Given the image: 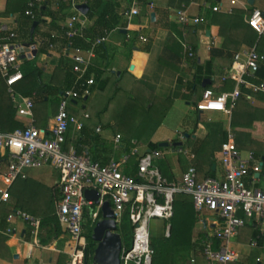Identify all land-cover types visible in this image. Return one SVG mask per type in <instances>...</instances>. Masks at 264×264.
<instances>
[{
  "label": "crops",
  "instance_id": "crops-1",
  "mask_svg": "<svg viewBox=\"0 0 264 264\" xmlns=\"http://www.w3.org/2000/svg\"><path fill=\"white\" fill-rule=\"evenodd\" d=\"M79 1V4L88 5L85 14L77 8L84 16L87 28L93 24L94 19L88 16L90 6L87 0ZM258 1L254 0L253 3H250V0H139V13L131 18L124 15V11L130 6V0L101 1L97 13L103 9V3L111 2L120 14L122 24L109 32L100 53H96L93 58L90 74L94 77L95 84L91 87L90 94L70 105V110L83 123V129L77 130L75 125L70 126L67 134V146L74 144L79 152H84L94 160L107 163L111 159L120 160L124 153L129 152L134 146V141L140 146L142 154L149 148H153L152 144L160 146V143L168 142V146H160L164 155L157 158L154 163L160 169L163 177L170 182L181 179L182 174L189 168L194 158L196 165H192L196 167L200 179L209 176L223 178L221 146L228 140L229 132L234 133L237 146L246 158L250 152L255 154V150L252 149L257 147L255 143H259L263 148L264 93L255 94L250 90H243L237 103V110L239 109L237 117L243 122L248 120L250 114L254 115L253 124L247 127H234L232 114L219 111L201 112L196 109V104L205 88L221 92L230 91L236 85L235 77L234 82L230 78L234 56L233 54L229 55L230 49L225 45L227 34H233L235 29L232 30V26H229L225 21H218L217 13L225 14L233 10L249 8L264 10V0H261L263 7L257 5ZM27 3V0H0L1 15L10 28L18 33L20 42L26 46V53L20 56L23 73L24 69L30 68L31 61L36 59V63L42 71V78L48 83L57 67L62 66V61L66 56V45L63 44L61 38L55 45L48 48L43 45L47 34H59L58 29L50 24L51 16H44L46 22L40 24L38 21H34L37 22L38 28L32 41L23 37L27 24L25 23L22 28L19 20L24 18L27 21L28 17L20 14V10ZM214 6H219L220 10L213 11ZM52 9L55 10L56 7L52 6ZM179 9L185 10L189 16H205L207 22L200 25L184 24L177 19V10ZM74 12L76 9L71 7L67 18L60 20L58 24L63 27ZM58 15L60 16V14ZM248 16L244 17V21L248 22ZM60 18L62 17L60 16ZM33 24L31 32H34L37 26L33 29ZM236 29L241 32V23L236 26ZM220 30L223 33H220ZM33 44L37 46L35 55H32ZM236 44L230 47L235 50ZM224 45L225 48L222 49ZM245 46L249 45L244 43L238 47L237 51ZM190 47L193 51L192 55L189 54ZM68 59L71 64V58L68 57ZM258 77L264 79L259 75ZM114 84L122 92L118 93L116 91L118 89H113L111 100L96 106L95 115L98 117V121L94 119L91 121V115L87 110L92 106L96 90L105 92ZM18 93L20 96L13 100L0 70V120L6 114L8 115L6 109L12 99L16 108L15 119L24 124L31 121V117L19 115L16 106V103L22 102L23 97L31 96ZM136 94L142 102L137 107L131 105L132 95L136 96ZM31 98L34 100L33 119L35 125L40 128L52 125L56 107L51 112L49 111L52 114L48 115L46 106L50 100L49 97L46 96L45 99ZM166 102L169 105V110L161 124L166 125L167 121L175 124L177 126L175 138H164L159 140L160 143H157L155 135L160 127H157L151 135L154 139L150 137L146 141L130 135L126 130L117 129L119 126L129 127L136 124L135 117L138 113L145 111L146 107H151L153 104L154 107L164 106ZM166 130L168 132L164 135L169 134V130ZM162 132L164 133V131ZM117 134H121L119 140L116 139ZM180 147L186 149L188 153L180 152ZM191 154H194V158H191ZM133 160L136 163V159L132 158L131 161ZM261 162L263 165L260 175L255 180L248 178L247 184L249 187L264 190L263 159L257 158L255 154L254 159L250 162V168H259ZM128 164L123 169L127 168ZM7 166L6 151L0 148V189L6 188L1 175ZM210 169L215 172V175L205 174ZM59 181L58 170L51 165H45L28 169L26 178H19L9 186L10 195L7 199H2L0 192V264H69L73 242L57 216V205L61 197ZM184 197L183 199L192 203L189 197ZM16 209H21L40 219L37 234H33L30 225L22 218L11 216ZM87 210L90 213L94 211L91 206L86 207L84 223L89 221L90 213L88 214ZM197 214V223L200 222L202 227V230L198 232V238L202 232H206L208 235L212 234L215 227L213 212L204 211L197 212ZM202 216L204 217L202 218ZM89 223V227L92 225L94 228L96 222L91 219ZM121 223L122 221L118 227ZM164 225L166 228L163 227L162 236H167L165 233L167 226L171 229V222L164 221ZM260 228V220L253 219L240 229L239 234L233 237L229 244L238 252L239 258L227 264H264V233L259 239V244L251 246V241L257 236ZM194 233L195 231L193 232V241L197 242L198 238L194 239ZM193 252L194 257L192 256ZM191 253V258L187 260L188 263L195 262V250L192 249ZM93 257L94 252L89 257V264H98L91 261ZM201 261L203 262V258L200 257L198 262L205 264ZM179 263L183 264L182 261Z\"/></svg>",
  "mask_w": 264,
  "mask_h": 264
},
{
  "label": "built area",
  "instance_id": "built-area-1",
  "mask_svg": "<svg viewBox=\"0 0 264 264\" xmlns=\"http://www.w3.org/2000/svg\"><path fill=\"white\" fill-rule=\"evenodd\" d=\"M44 0H29L26 14L34 16L33 8ZM76 9L63 26L67 38L65 55L72 60L74 79L72 84L60 94L58 110L54 122L47 128L35 125L33 119L34 100L23 97L22 102L16 103L17 112L22 116L31 117L24 127L10 132L0 131V148L5 149L8 166L1 175L6 188H1V198L9 197L8 188L17 179L26 178L27 170L45 165H51L60 174L59 191L61 194L57 207V216L69 234L73 245L70 251L69 264H87L88 241L84 229V212L94 201L87 198L85 191L94 188L100 193L101 208L104 202H109L114 213V219L119 224L128 212L133 226V239L129 248L123 244L121 264H151L154 249L151 244L150 223L154 218L169 222L174 215V201L180 196L189 197L197 212L210 211L215 216L212 234L202 240L206 264H227L239 258L236 250L230 247V241L239 234L240 229L253 219H259L261 228L251 241V246H257L264 233V190L248 186V178L255 180L256 173L250 168L254 152L246 158L238 148L235 135L228 134V140L221 146V161L224 169L223 178L206 177L199 179L194 165L182 174L178 181H168L154 163L164 155L162 148H149L141 153L140 146L134 141V146L125 152L120 160L111 159L102 163L92 159L84 152H79L74 144L67 146V134L71 125L77 130L83 129V123L70 111L72 102L89 95L95 84L90 74L96 47L104 43L107 36L99 37L89 48L76 46V37H84L86 20L77 9L79 0H62ZM139 0H130V6L124 11L127 18L139 13ZM214 6L213 11H219ZM177 19L184 24L200 25L207 22L205 16H189L183 10H177ZM248 23L259 35L264 34V10L254 8L247 18ZM0 70L13 100L20 94L15 86L24 78L21 70L20 56L26 46L20 42L18 33L5 22L0 10ZM147 40V38L142 37ZM189 54L193 51L190 47ZM32 55L37 51L33 44ZM31 55V56H32ZM35 55V54H34ZM264 54L256 46H245L234 54L232 69L236 72V85L232 90L216 92L205 88L196 104L198 111H219L232 114L243 90L258 94L264 93V79L258 77ZM121 134L116 135L119 140ZM180 152L188 153L182 147ZM132 158L136 159L137 176L124 172L123 167ZM194 158V154H191ZM98 212L94 213L97 217ZM13 217H20L37 234L40 219L16 209ZM170 235L167 226L165 233ZM219 240L216 248L215 240ZM91 254H89V257Z\"/></svg>",
  "mask_w": 264,
  "mask_h": 264
},
{
  "label": "trees",
  "instance_id": "trees-1",
  "mask_svg": "<svg viewBox=\"0 0 264 264\" xmlns=\"http://www.w3.org/2000/svg\"><path fill=\"white\" fill-rule=\"evenodd\" d=\"M27 1L29 2V0ZM101 1L104 0H87V3L90 6L88 16L90 18H93L94 22L91 26L85 29L84 37H76L74 41V44L76 46L89 48L97 38L107 36V34L112 29L122 24L121 16L116 10V8H114V5L111 2L103 3V9L101 10L100 13H97ZM52 6L56 7V9L55 10L52 9ZM71 7L72 6L70 3L64 2L62 0H44L41 4L33 8L34 16L32 17L26 14V10L29 8L27 3V5H25V7H22V9L20 10L21 11L20 14H23L24 16L27 15L28 17L26 18L27 21H25L24 18L23 20L22 19L19 20V24H21L22 28L24 27L25 23L27 24L26 31L23 37L27 40L32 41L34 39L36 30L38 28L37 25L34 32L30 31L33 22L38 21V23L40 24L42 22H46V20L43 18L44 16H51L52 21L50 24L52 27L58 29L59 34L56 33L47 34V37L45 38L43 45L47 46V48L53 46L57 43L59 38H61L63 44L66 45L67 38L64 36V29L58 23L60 22V20H65L67 18L68 11L70 10ZM252 11L253 8H249L247 10H239V9L233 10L232 12L225 14L217 13L218 21L220 22L225 21L229 26H232L231 27L232 30L235 29V32L233 34L232 33L227 34V40L225 42V45L230 49V51H232L231 53L229 51V55L233 54L234 56L238 47H240V45L244 43L249 46H256L258 52L264 54V46L260 45V42L264 38V34L259 35L248 22L244 21V17L246 15H250ZM58 14H60L62 18H60ZM240 23L242 29L241 32H238L236 26ZM220 33H223V31L220 30ZM235 43H237L236 44L237 48H234L235 50H233V48H231L230 46L234 45ZM103 44L104 43L99 44L96 47V53H100L101 49L103 48L102 47ZM225 45L222 47V49L225 48ZM146 49L149 48L146 47ZM68 60H69L68 57L65 56V59L62 61V66L57 67V69L54 71L51 81L46 83L42 78L41 68L37 65L36 59H34L33 61H31L32 63L29 66L30 68H27L26 70L24 69V78L20 83H18L15 86L16 91L22 93L23 95L31 96L38 99H45L46 96L49 97V99H53L56 106L55 111L57 112L58 105L60 102L61 91L64 90L63 88L69 87L74 79V74L71 71L72 63L70 64ZM28 63L30 64V62ZM210 64H212L211 61ZM230 72H231L230 78L233 80L232 82H234V77L236 76V72L235 70L232 69V67ZM258 75L261 78H264V61L261 63V67L260 70L258 71ZM115 89H118V86H115ZM116 91L118 93L122 92L121 89H118ZM132 104L136 107L142 104L137 94L136 96L132 95L131 105ZM153 108H154V104L153 106L148 108V111L146 107L145 111H142L140 115L143 116V114H145L146 111L148 113ZM160 108H163L162 111H164V116H165V114L169 110V105L166 102V105L160 106ZM238 110L236 105V107L232 112L233 115L232 124L234 125V127L241 128L252 125L254 122V115L252 116V114H250L249 116L250 121L248 118V120L242 122V120H238L237 117ZM6 112L8 113L9 117L6 114L5 117L2 120H0V131L10 132L17 128H21L25 126L24 123L15 119L16 108L14 107L12 99L9 107L6 109ZM71 112L74 113L73 111ZM134 125H130L129 127H127L128 131L127 130L126 131L130 135H131L130 133L131 130H133L132 128L135 127ZM152 146L153 148H160L158 144H152ZM255 154L257 158H260L261 160L263 159L264 161V147L255 150ZM192 161H193L192 164L196 165V163H194L195 158ZM251 170L255 173V168H252ZM124 172L128 173L129 175H133L135 177L137 176V167H136V163H134V160L127 165V168L124 169ZM205 174L215 175V172L212 169H210V171H207ZM198 176H200L199 173ZM183 198L185 197L183 195H180L174 201V215L170 220L171 222L170 236L163 235L158 244H156L155 241H153V239L151 241L152 247L154 249L151 264H180L179 261H182L183 264H201L198 262V259L200 257L203 258V262L201 261L202 263L204 262L205 264L207 263L206 256L204 255L203 252L204 248H203L202 240L207 238V236L209 235L206 232H202L200 233V237L198 238L197 242L193 241V232L196 223L198 221V214L195 211L193 202L191 203L190 201ZM91 207L94 210V204H92ZM86 212L88 214L90 213L88 210ZM93 214L94 211L89 214L90 215L89 221H91ZM89 221L87 220L90 226ZM84 227H86L85 223H84ZM90 228L91 230H93L92 225ZM118 232L121 233L124 246L126 248H129L132 244V239H133V226L131 224V220L129 218L128 212L125 213L122 219V223L120 224V228L118 227ZM213 239L215 240L214 246L217 248L220 242L217 238H213ZM87 241H88V246H87L86 261L87 264H89L90 262L89 254H92L94 252L96 246V242L92 238V233L88 234ZM192 249L195 250V262L188 263L187 260L191 258Z\"/></svg>",
  "mask_w": 264,
  "mask_h": 264
},
{
  "label": "rangeland",
  "instance_id": "rangeland-1",
  "mask_svg": "<svg viewBox=\"0 0 264 264\" xmlns=\"http://www.w3.org/2000/svg\"><path fill=\"white\" fill-rule=\"evenodd\" d=\"M258 6H261V0L258 1L257 3ZM261 46H264V38L262 39V41L260 42ZM113 89H115V84L112 86H110L108 88V90H106L105 92L101 91V90H96L97 92L94 94L93 98L94 101L92 103V106H90L87 110V112L91 115V121L94 119L95 121H98V117L95 115L96 113V106H100L102 104L107 103L109 100H111L112 96H113ZM82 102V100H81ZM161 105H157L156 107H154L153 109H151L150 112L147 113L148 108L147 107V111L145 114L140 115V113H138L137 117H135L136 120V125H134L135 127H133L131 130V135L146 141L148 140L151 135L154 133V131L157 129V127H160V130L158 131V133L155 135V140L157 141V143H160L159 140L162 139H167L168 137H173L175 138L177 135V132H175V129L177 128V126L175 124H171L168 121L165 122L166 125H163V123L161 124V121H164V111L163 108H160ZM55 102L53 99L48 100L47 103V110H48V115H51L52 113L51 110H54L55 108ZM50 111V112H49ZM177 112V110H175ZM88 116V115H86ZM105 117V116H102ZM171 120V119H170ZM161 124V125H160ZM118 130L122 131V130H127L128 128L126 126H119L117 128ZM169 130V134L164 135L165 133H167ZM128 131V130H127ZM164 131V133L162 132ZM152 139L153 136L151 137ZM255 145L257 147H253V150H257L258 148H261V145L259 143H255ZM94 212H98L99 215H97V217H93V222H97L102 216H103V212H102V208L98 203L94 204ZM204 216H202L203 218ZM201 218V219H202ZM163 220L161 219H152L151 222V227H150V233H151V241L153 239V241H155L156 244H158L160 242V239L162 238V231H163V227L164 229L166 228L165 225L163 226ZM86 227H85V236L87 237L89 233H92L93 230H91V228L89 227L88 222L85 223ZM120 228V227H119ZM202 230L201 227V223L198 222L197 225L195 226V233H194V239L196 240L198 238V232H200ZM92 262L95 261L94 257L91 259Z\"/></svg>",
  "mask_w": 264,
  "mask_h": 264
},
{
  "label": "water",
  "instance_id": "water-1",
  "mask_svg": "<svg viewBox=\"0 0 264 264\" xmlns=\"http://www.w3.org/2000/svg\"><path fill=\"white\" fill-rule=\"evenodd\" d=\"M254 0H250L253 3ZM84 14L87 12V4H79L77 6ZM37 25L34 22L33 29ZM36 54V51L34 52ZM168 142L160 143V146H168ZM180 144V142H179ZM263 162L260 163L259 169L262 168ZM260 172L256 173L259 176ZM88 199L95 203L100 202V193L94 188H89L85 191ZM103 217L100 218L94 225L92 238L96 242L94 259L98 264H121V251L123 247V239L118 232V224L114 219V213L109 202H104L102 205ZM194 257V252L192 254ZM260 264V263H259Z\"/></svg>",
  "mask_w": 264,
  "mask_h": 264
}]
</instances>
